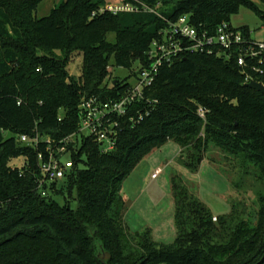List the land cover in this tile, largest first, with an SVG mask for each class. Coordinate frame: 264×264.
<instances>
[{
	"label": "trees",
	"instance_id": "1",
	"mask_svg": "<svg viewBox=\"0 0 264 264\" xmlns=\"http://www.w3.org/2000/svg\"><path fill=\"white\" fill-rule=\"evenodd\" d=\"M44 1L0 0V264H98L102 252L111 255L108 264H264V93L248 87L235 60L185 54L165 64L144 100L121 119L115 150L104 153L96 140L85 139L62 182L40 188L37 150L19 142L36 131L56 140L70 136L80 126L82 98L123 96L131 84H108L110 67L133 70L134 60L148 66L167 21L189 16L196 28L213 34L242 7L263 22L264 10L251 0H138L158 14L115 15L101 12L108 0H65L37 18ZM57 50L61 56L40 53ZM74 52L83 54L80 79L66 70ZM259 81L264 85V76ZM140 112L143 120L133 124ZM169 142L183 148L180 161L192 172L210 146L228 154L239 163L241 178L252 174L262 183L257 210L231 199V212L215 222L174 176L175 242L157 243L149 231L132 233L123 183ZM20 158L21 167L9 165ZM231 185L240 190L239 183Z\"/></svg>",
	"mask_w": 264,
	"mask_h": 264
},
{
	"label": "built area",
	"instance_id": "2",
	"mask_svg": "<svg viewBox=\"0 0 264 264\" xmlns=\"http://www.w3.org/2000/svg\"><path fill=\"white\" fill-rule=\"evenodd\" d=\"M116 1V0H114ZM135 2V3H134ZM119 13H157L138 0H117L101 8V12ZM168 26L160 33L161 39L154 41L148 53V66L137 72L135 84H131L126 93L117 98L104 101L100 97L82 98L78 110L80 126L74 134L60 140L44 137L35 132L34 137L23 135L19 142L37 150L38 167L44 184L59 183L66 179L74 168L73 154L77 153L85 139H94L100 143L102 152L114 151L121 131V119L128 115L129 109L144 100L145 91L153 86L160 69L174 59L185 54H202L235 60L241 72L246 76V83H261L264 76V41L234 28L231 23L223 22L213 34L196 28L189 16L180 17L177 21H167ZM262 84V83H261ZM21 106L22 102L19 101ZM150 114L146 112L145 116ZM204 117V111L201 110ZM144 114L138 113V119L132 117L136 124L143 120ZM61 121V119H60ZM160 170L152 176L157 178ZM45 195V193H44ZM215 222L217 218L213 219Z\"/></svg>",
	"mask_w": 264,
	"mask_h": 264
},
{
	"label": "rangeland",
	"instance_id": "3",
	"mask_svg": "<svg viewBox=\"0 0 264 264\" xmlns=\"http://www.w3.org/2000/svg\"><path fill=\"white\" fill-rule=\"evenodd\" d=\"M64 1L45 0L38 7L34 16L45 18L50 15L53 9L60 7ZM251 1L264 10V3L261 0ZM109 2H117V0H109ZM231 25L236 29L249 27L253 38L264 41V22L246 7H242L238 15L231 17ZM108 38L110 41H113L114 34H109ZM40 53L41 55H48L50 57L62 55L61 50L54 51L53 53L40 51ZM140 68L141 65L137 60H134L133 70L110 67V76L106 82L111 84L114 79H118L135 84V74L139 72ZM66 70L70 77L76 79L82 77L83 54L81 52H74L72 54ZM10 136V134H6L7 138ZM180 151L181 146L178 143L169 142L160 149L153 151L124 181L121 195L127 205L126 210L131 208L129 209V211L131 210L129 221L131 219L137 220L139 216L154 225L159 224L157 226L158 231L163 235L164 240L162 244H173L177 238V226L174 215L175 201L172 193V178L174 176L179 178L189 192L208 207L216 218L226 216L231 212V199L245 203L253 213L257 210L256 191L263 187L262 183L252 174L241 178L242 174L239 163L235 162L232 164L231 160L225 158V155L228 154L214 146H210L205 160L200 164L196 172H192L177 161L175 162V158L180 154ZM154 155H160L161 157L152 158ZM210 159H214L215 162ZM24 164L25 160L22 158L11 160L9 163V165L16 167H21ZM158 166L162 169V173L158 175V179L154 182L155 186L148 188L149 190H145L143 183H146L147 186L151 184V176L156 172ZM148 169L150 170L147 171ZM231 182L239 183L240 190L236 191L232 187ZM140 194H144L141 201L137 205L131 206V202ZM56 201L60 205H65L66 203L63 197H57ZM73 206L76 207V204H73ZM146 231L151 232L149 229ZM151 237L153 239L152 234ZM153 241L155 240L153 239Z\"/></svg>",
	"mask_w": 264,
	"mask_h": 264
},
{
	"label": "crops",
	"instance_id": "4",
	"mask_svg": "<svg viewBox=\"0 0 264 264\" xmlns=\"http://www.w3.org/2000/svg\"><path fill=\"white\" fill-rule=\"evenodd\" d=\"M182 153H183V148L181 147V151H180V154L175 158V162L177 161L180 165H182L183 166V164H182V162L180 161V157L182 156ZM163 156V155H162ZM157 157H161L160 155H154L152 158H157ZM150 162H148V164H149ZM149 165H151V164H149ZM159 167V166H158ZM157 167V170H160L161 172L160 173H162V169L159 167L158 168ZM166 167V166H165ZM150 169H148L147 171H149ZM156 170V171H157ZM156 173V172H155ZM155 173H153L152 174V176L155 174ZM151 176V177H152ZM158 177L159 176H157V178H155V179H151L152 180V182H151V184H149L148 186L146 185V183H143V186L145 187L144 189L146 190V189H148V188H152L153 186H155V181L158 179ZM149 190V189H148ZM143 196H144V194H140L139 196H137V198L133 201V202H131L132 204H130L131 206H134V205H137L138 204V202H140L141 201V199L143 198ZM127 206V205H126ZM128 206H129V204H128ZM130 206V207H131ZM129 209H131V208H129ZM129 209L128 210H126V214H125V223H126V225H127V227L129 228V230L132 232V233H138V232H144V231H146V230H150L152 233V236H153V239L156 241V242H158V243H163V235H161V233H159V231H158V227L157 226H159V224H157V225H154V224H152V223H150V222H148L146 219H144V218H142V217H139L138 216V218H137V220L136 219H131L130 221H129V219H130V212H131V210L129 211ZM161 226H162V224H160Z\"/></svg>",
	"mask_w": 264,
	"mask_h": 264
},
{
	"label": "water",
	"instance_id": "5",
	"mask_svg": "<svg viewBox=\"0 0 264 264\" xmlns=\"http://www.w3.org/2000/svg\"><path fill=\"white\" fill-rule=\"evenodd\" d=\"M248 87L250 89L259 91L264 93V85L255 81H252L251 83L248 84ZM111 255L106 252H102L101 255H99V262L98 264H108V261H110Z\"/></svg>",
	"mask_w": 264,
	"mask_h": 264
}]
</instances>
